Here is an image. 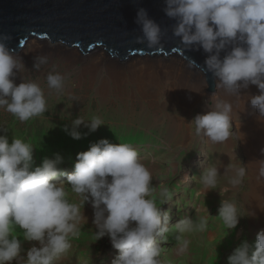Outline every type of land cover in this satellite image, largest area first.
<instances>
[{
	"label": "clouds",
	"instance_id": "clouds-1",
	"mask_svg": "<svg viewBox=\"0 0 264 264\" xmlns=\"http://www.w3.org/2000/svg\"><path fill=\"white\" fill-rule=\"evenodd\" d=\"M165 15L174 20L172 35L186 49L202 48L209 55L204 71L216 79V87L229 94L239 95L241 87L256 85L260 94L250 96V103L264 117V0H164ZM136 23L141 36L136 42L152 48L159 46L166 30L149 18L145 9L137 12ZM0 38V109L11 113L20 122L43 115L47 102L42 88L33 81L15 83L16 73L25 67L17 60L6 42ZM226 51L223 59L220 52ZM46 56L34 58L33 68L39 70L47 63ZM47 84L61 91L64 76L50 72ZM229 102H218L205 114H197L191 123L196 136L203 135L213 143L226 141L232 132ZM84 125L90 132L105 125L99 117L86 121L77 117L72 128L65 131L73 139H81L78 131ZM7 133V129L0 127ZM84 135H87L86 133ZM62 157L45 158L33 167V146L13 136L0 135V264H12L21 252V242L11 235L10 225L23 230L27 241L35 242L26 251L27 264H53L62 253L71 248L70 237L79 233L81 206L90 204L97 240L107 236L118 255L112 264H160L158 257L162 243L167 242L170 215L161 205L173 199L167 187H160L158 207L149 198L156 190L152 175L142 162L138 151L128 143H110L101 139L92 143L87 151L77 154L71 173L59 168ZM233 174L228 182L233 187L243 183L246 169L232 164ZM66 177L79 204L70 203L58 178ZM220 171L204 168L202 183L215 188ZM257 179H264V164ZM166 198V199H165ZM218 216L229 230L239 224L236 205L221 200ZM206 218L180 219L175 225L178 232V251L187 250L190 241L182 239L184 233L204 231ZM228 264H264V229L257 235L254 247L242 241L228 257Z\"/></svg>",
	"mask_w": 264,
	"mask_h": 264
},
{
	"label": "rangeland",
	"instance_id": "rangeland-1",
	"mask_svg": "<svg viewBox=\"0 0 264 264\" xmlns=\"http://www.w3.org/2000/svg\"><path fill=\"white\" fill-rule=\"evenodd\" d=\"M83 52L85 51H81ZM35 57L38 56L22 58L25 67L20 68L16 73L15 83L36 82L44 92L47 111L26 122H20L11 113L0 109V127L8 130L7 133L0 131V135H7L9 143L15 136L31 144L33 146V167L39 166L45 158L54 159L55 155L59 154L62 157V163L58 167L71 173L74 170L77 154L87 151L90 144L101 139H107L113 144L128 143L136 148L142 157V162L151 172L152 186L156 190L149 198L155 199L159 207L160 187H167L173 197L161 205L162 210L169 213L170 221L169 231L165 234L167 242L162 243L158 257L160 264H228V257L242 241L247 240L254 247L257 233L264 229V210H253L250 202L252 194L249 189L252 185L264 190V184L259 183L257 179L260 161L263 162L261 153L264 151V141H261L264 136L260 133L264 131H261L253 120L264 118L258 117L259 114L255 107H250L247 111L245 110L246 112L230 115L231 135L226 142L218 145L217 150L204 148L200 151L197 149L200 136L187 142L188 147L195 145L193 143L196 142L195 147H197H192L193 150L177 151L171 149L168 143L165 145L166 140L160 138L159 131H156L158 135L151 132L150 134L148 131L147 137L144 136L146 133H143L141 127L147 123L145 117L150 118V121H154L151 118L169 120L170 111L168 112L169 117L161 114L157 116L154 109L142 104L146 101H139L142 99L141 96H136L135 92L133 94L129 90L131 87H125L127 90L123 92L118 89L119 96L110 92L107 93L109 96L101 98L98 89L88 90L83 86L80 87L76 81L77 76L72 74L77 71L74 68H80L83 64L79 63L77 67L68 69L63 66L59 58H48V62L36 70L33 68ZM50 72L64 76L61 91L48 87L46 78ZM253 93L259 95L258 92L253 91ZM244 99V96L243 98L240 96L238 103L243 102ZM158 101L165 102L166 98L158 97ZM246 102H249L248 99ZM133 105L136 106L135 111L132 108ZM79 116L86 121L91 120L92 117H99L105 125H101L94 132H90L87 127L81 125L78 131L81 132L82 138L73 139L65 131V127L71 130L72 122ZM141 120H143L142 124ZM234 125L240 128L238 127L237 130ZM85 133L87 135H84ZM176 157L180 161L179 165H176L182 172L175 177L172 174V164ZM214 161L217 163L215 164ZM229 163L237 167L243 166L246 169L243 183L239 187H233L228 182V177L233 174L232 169L225 170ZM211 166H215L220 171L215 188L206 187L200 179L204 168ZM58 186L64 188L66 198L70 203L79 204V198L72 192L65 176L58 178ZM221 200H229L236 205L237 215L241 218L235 229L229 230L218 216ZM81 211L85 217L82 216L79 223L78 235L70 237L71 248L56 258L53 264H112L118 255V250L112 247L107 236L97 240L91 205L85 204L84 208L81 206ZM185 217L192 218L194 221L201 217L206 218L208 224L204 231L184 233L182 239L189 240L190 244L186 251L179 252L178 232L173 225ZM10 232L21 242L20 256L12 264H27L26 251L35 242L27 241L23 230L17 225H10Z\"/></svg>",
	"mask_w": 264,
	"mask_h": 264
},
{
	"label": "water",
	"instance_id": "water-1",
	"mask_svg": "<svg viewBox=\"0 0 264 264\" xmlns=\"http://www.w3.org/2000/svg\"><path fill=\"white\" fill-rule=\"evenodd\" d=\"M164 0H0V38L16 58L27 44L57 45L108 56V61L182 58L186 68L202 73L207 95H215L216 79L204 71L209 55L202 48L186 49L172 35L174 20L163 9ZM140 8L159 23L166 35L159 46L136 42ZM220 52L223 59L226 51Z\"/></svg>",
	"mask_w": 264,
	"mask_h": 264
},
{
	"label": "bare ground",
	"instance_id": "bare-ground-1",
	"mask_svg": "<svg viewBox=\"0 0 264 264\" xmlns=\"http://www.w3.org/2000/svg\"><path fill=\"white\" fill-rule=\"evenodd\" d=\"M26 56H46L47 59L59 58L60 62L63 63V66H66L68 69H72L75 66L77 67V64L79 63L83 64L80 68H74V70L76 69L77 71L72 74L77 76L76 81L80 87L83 86L88 90L98 89L101 98H106L109 96L107 93L110 92H114L119 96V90L123 92V90H127L125 87H131L129 90L133 94L135 92L136 96H141L142 99L139 101H146V103L142 104L145 106L148 105V107L154 109L157 116L161 114L165 117H169L168 115L171 113L169 120L151 118L154 121H150V118L143 117L147 122L141 125L143 133H146L144 136L148 137V131L149 133L151 132L157 135L158 133L156 131H159L160 138L166 140L165 145L168 143L171 149H176L177 151L183 149L191 150L192 147H195L196 142L193 143L195 145L191 144L193 146L189 145V147L186 144L187 142L200 137L195 135L194 126L189 123L197 114H205L218 102L225 101L232 105L230 115L246 112L252 107L249 99L250 96H254L253 91L260 94L258 87L252 84H249L247 88L241 87L239 95L229 94L225 92L223 88H217L215 84V95H207L202 73L186 68L182 58H169V63L166 60H134L122 66V61H108V56L105 55L95 53L84 55L80 50L63 46L35 44H27L25 50L17 57V59H22ZM240 96L241 98L244 96L245 99L243 102L238 103ZM158 97L166 98V101L159 102ZM247 99L249 102H246ZM135 107L136 106L134 105L132 106L134 111ZM257 114L259 113L257 112ZM253 120L255 121V124L257 123V127H260L261 131H264V119ZM142 122L143 120H141V124ZM234 126L238 130L239 126ZM250 127H252L251 123ZM256 133L258 134L259 132ZM260 134L264 136L263 132ZM203 137L204 136L201 135V139L199 138L200 143L198 145L199 147L196 146L197 149L203 151L204 148L216 150L219 148L218 145H220V143H213L206 137L203 140ZM240 138L242 137L240 136ZM262 138L261 141H264V137ZM261 154V160H263V162L260 161V163L262 165L264 163V151ZM177 158L178 157H176L175 162L172 164V174L175 177L182 172L178 167L180 161H178ZM214 163L216 164L217 161H214ZM251 164L252 163H250V165ZM261 165L259 166L261 167ZM258 181L259 183L264 184V179H259ZM249 189L252 194L250 202L254 208L253 210H264V190L258 186L257 188L253 187L252 185Z\"/></svg>",
	"mask_w": 264,
	"mask_h": 264
}]
</instances>
